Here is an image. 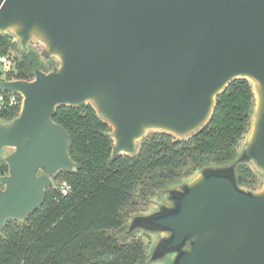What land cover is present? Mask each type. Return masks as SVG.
<instances>
[{
    "label": "water",
    "instance_id": "obj_1",
    "mask_svg": "<svg viewBox=\"0 0 264 264\" xmlns=\"http://www.w3.org/2000/svg\"><path fill=\"white\" fill-rule=\"evenodd\" d=\"M6 34L55 63L31 81L0 82L23 97L20 113L0 121V234L42 207L59 172L76 169L58 109L92 105L110 128L113 161L153 132L191 138L245 79L255 107L237 159L171 187L124 234L158 236L151 262L264 264V186L237 183L241 163L264 179V0H0Z\"/></svg>",
    "mask_w": 264,
    "mask_h": 264
},
{
    "label": "trees",
    "instance_id": "obj_2",
    "mask_svg": "<svg viewBox=\"0 0 264 264\" xmlns=\"http://www.w3.org/2000/svg\"><path fill=\"white\" fill-rule=\"evenodd\" d=\"M11 37L0 35V46L12 47L18 55L16 80H33L37 68L50 71L55 62L42 64L37 53H23ZM252 89L245 79L231 83L217 98L211 121L191 138L153 132L140 142L136 155L113 161V140L104 135L110 128L92 105L58 109L53 120L70 135L69 156L76 169L54 178L72 191L64 197L58 186L49 188L42 207L24 222H7L0 234V264H156L141 239L124 234L127 223L146 213L141 206L161 201L168 189L194 173L237 159L254 115ZM186 168L189 177L181 174ZM7 173L3 163L0 175ZM258 181L248 164L238 166L240 187L256 191Z\"/></svg>",
    "mask_w": 264,
    "mask_h": 264
},
{
    "label": "built area",
    "instance_id": "obj_3",
    "mask_svg": "<svg viewBox=\"0 0 264 264\" xmlns=\"http://www.w3.org/2000/svg\"><path fill=\"white\" fill-rule=\"evenodd\" d=\"M18 55L12 47L0 46V82H14L18 72ZM23 106V97L9 91H0V121L18 115ZM62 196H68L72 187L67 182L59 185Z\"/></svg>",
    "mask_w": 264,
    "mask_h": 264
},
{
    "label": "rangeland",
    "instance_id": "obj_4",
    "mask_svg": "<svg viewBox=\"0 0 264 264\" xmlns=\"http://www.w3.org/2000/svg\"><path fill=\"white\" fill-rule=\"evenodd\" d=\"M11 40L12 42L16 43V41L14 40L13 37H11ZM247 136L248 134L246 135V137L244 138V140L241 142V145H240V148H239V151L242 149L243 145L245 144L246 142V139H247ZM11 151L8 150L6 151V154L10 153ZM5 163L3 158L0 157V167L2 166V164ZM183 176L185 177H189L188 174H191V169L190 168H186L182 171L181 173ZM196 173H194L189 179L193 178V176H195ZM188 179V180H189ZM258 179L259 181L257 182V184H255V186L253 188H256L257 190L261 189L263 186H264V179L261 178L260 176H258ZM54 182L56 184V186L59 187L61 181L60 180H57L54 178ZM160 200H157L154 201L153 203L147 205V206H141L140 209L141 211L143 210V212H146L145 214H148L150 212H152L154 209H157L159 204H160ZM142 213V212H141ZM140 215V214H138ZM137 215V216H138ZM143 215V214H142ZM130 221L127 223L129 225ZM136 239H141L143 241V243L145 244L146 246V250H147V254L149 256H151V253H152V250H153V247L154 245L156 244L157 242V239H158V236L155 235V234H148V233H145V232H142V231H135L134 233H132ZM172 259V257H166L165 259L161 260V261H158V262H155L156 264H168V262ZM169 260V261H168Z\"/></svg>",
    "mask_w": 264,
    "mask_h": 264
}]
</instances>
